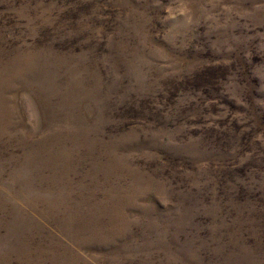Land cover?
Masks as SVG:
<instances>
[{
    "label": "rangeland",
    "instance_id": "1",
    "mask_svg": "<svg viewBox=\"0 0 264 264\" xmlns=\"http://www.w3.org/2000/svg\"><path fill=\"white\" fill-rule=\"evenodd\" d=\"M0 264H264V0H0Z\"/></svg>",
    "mask_w": 264,
    "mask_h": 264
}]
</instances>
